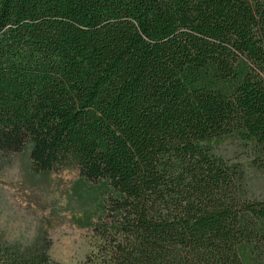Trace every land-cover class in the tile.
<instances>
[{"label": "trees", "instance_id": "trees-1", "mask_svg": "<svg viewBox=\"0 0 264 264\" xmlns=\"http://www.w3.org/2000/svg\"><path fill=\"white\" fill-rule=\"evenodd\" d=\"M21 150L99 184L75 264H264V0H0V168Z\"/></svg>", "mask_w": 264, "mask_h": 264}, {"label": "rangeland", "instance_id": "rangeland-1", "mask_svg": "<svg viewBox=\"0 0 264 264\" xmlns=\"http://www.w3.org/2000/svg\"><path fill=\"white\" fill-rule=\"evenodd\" d=\"M219 152L246 163L248 153L231 140ZM252 192L264 197V169L246 165ZM99 184L83 178L75 169L35 172L26 151L12 155L0 168V237L30 244L38 238L49 245L50 257L61 264L82 261L92 245L91 229L84 221L97 219Z\"/></svg>", "mask_w": 264, "mask_h": 264}]
</instances>
